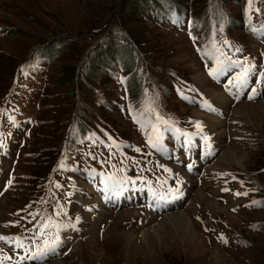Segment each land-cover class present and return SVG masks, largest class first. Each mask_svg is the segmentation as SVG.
I'll list each match as a JSON object with an SVG mask.
<instances>
[{"label": "rangeland", "instance_id": "374dc122", "mask_svg": "<svg viewBox=\"0 0 264 264\" xmlns=\"http://www.w3.org/2000/svg\"><path fill=\"white\" fill-rule=\"evenodd\" d=\"M240 104L252 117L232 121ZM259 104L264 0H0V264H264ZM198 114L225 124L222 141ZM223 148L241 165L216 166Z\"/></svg>", "mask_w": 264, "mask_h": 264}, {"label": "bare ground", "instance_id": "6f19581e", "mask_svg": "<svg viewBox=\"0 0 264 264\" xmlns=\"http://www.w3.org/2000/svg\"><path fill=\"white\" fill-rule=\"evenodd\" d=\"M205 76V75H204ZM199 77V76H198ZM205 79H206V77H205ZM196 84H197V86H199V88L201 87L202 88V90L205 92V94H207L208 95V97L214 102V103H216V105L218 106V107H220L221 109H223V108H225L226 107V105H228V104H230L231 102H230V100L228 99V97L220 90V92H217V91H215V90H213L212 88H211V86L209 85V83H207V81L206 80H204V77L202 78V80L200 79V80H196V82H195ZM222 92V93H221ZM241 106H239L236 110L234 109L233 110V114H232V121H234L235 119H236V116H237V114H239L240 116L239 117H242L243 116V118H244V116H245V118L246 117H249V119H250V117H252V115L250 114V109L252 108V106H254V105H252V104H246V105H242V104H240ZM256 107H258L259 109L260 108H264V105L263 104H259V105H256ZM256 114H258V113H256ZM264 114V113H263ZM199 115V117H203V118H205L206 120V122H208V126L212 129V131L213 132H215V138H217L219 141H222L221 139H222V136L224 135V123L223 122H221L220 120H218V119H216V118H214V117H212V116H209V115H207V116H205L204 114H198ZM254 116V115H253ZM258 116H261V115H258ZM244 118V119H245ZM202 119V118H201ZM218 120L219 122H221V125H219V126H217V124H216V122H215V120ZM239 119H241V118H239ZM242 120V119H241ZM246 120V119H245ZM243 121V120H242ZM251 121V120H250ZM238 122V121H237ZM207 124V123H206ZM207 126V127H208ZM237 127V126H236ZM216 132H219V133H216ZM220 133H223V135L222 136H218V134L220 135ZM234 151V150H233ZM239 153V152H238ZM241 153V152H240ZM222 156H220V158L216 161V163H215V165L216 166H218L219 165V163H223V161H228V163L226 164V165H228L230 162H233V163H237V164H240L241 165V162H242V160H240V161H238V160H235L236 159V157H235V155H234V153H231V149H228V148H226V149H224L223 148V151H222V154H221ZM243 158H245V157H242V159ZM247 158V157H246ZM244 160V159H243ZM224 164V163H223ZM232 164V163H231ZM213 165V164H212ZM243 165V164H242ZM213 167H214V165H213ZM213 167H211L213 170H215V167L213 168ZM239 167V166H238ZM241 167V166H240ZM208 169V168H207ZM229 170V169H228ZM220 172H222V171H220ZM228 172V171H227ZM220 178H222V177H217L216 179H217V181L216 182H214V185L216 184V185H218V182H219V179ZM214 179V178H213ZM215 180V179H214ZM223 181V180H222ZM211 182H209V184H210ZM213 187V186H212ZM216 188V187H215ZM216 190V189H215ZM214 190V192H216ZM211 191H212V188H211ZM241 194V193H240ZM204 196H205V194L203 193V191H202V188L201 189H198V192H196V194H195V198L193 199V201L194 202H196V204L198 203V202H201L203 199H204ZM239 196V195H238ZM231 198V197H230ZM226 199H227V196H226ZM233 199V198H232ZM231 200V199H230ZM239 200V199H238ZM233 201V200H232ZM230 202V201H229ZM236 203H238L239 204V202H236ZM210 204V208L214 211V212H216V211H218L219 209H220V207L217 205V204H215V203H209ZM234 204V203H233ZM0 205H3V203L1 202V204ZM191 205V204H190ZM237 205V204H236ZM245 206V205H244ZM190 207V206H189ZM240 209V208H239ZM235 210V209H234ZM220 211V210H219ZM180 212H182V211H180ZM180 212H177L176 214H170V216H169V220H168V222H170V221H173V223L175 224V226H176V228H178V234L181 232V235H183L185 238H184V240H186L187 242H192V241H197V236H196V234L194 233V230H192V227L191 226H193L192 225V222L185 216V214L184 213H180ZM238 214V213H237ZM242 214V213H241ZM128 217V216H127ZM2 217H1V215H0V221L1 220H3V219H1ZM166 221V220H165ZM163 223V222H162ZM172 223V224H173ZM167 225V224H166ZM171 227H173L172 225H171ZM170 227V228H171ZM167 228V227H166ZM170 228H168V229H166L167 231L170 229ZM174 229H175V227H173ZM194 228V227H193ZM0 229H1V227H0ZM156 230V229H155ZM158 230V229H157ZM176 230V229H175ZM175 230H172V231H175ZM157 232V231H156ZM155 232V233H156ZM163 232V231H162ZM92 234V232L89 234V235H87V237L86 238H88L90 235ZM111 234H114V233H111ZM161 234V233H160ZM124 234H122V236H123ZM146 235H148V233H144L143 234V237L145 236V238H146ZM153 235V234H152ZM155 235V234H154ZM163 235V234H162ZM161 235V236H162ZM125 237H126V235H124ZM128 236V235H127ZM133 236L134 235H131L130 237H128V239H127V242H126V244H127V246H131V243H130V241L132 242V238H133ZM132 237V238H131ZM155 237V236H154ZM161 239V238H160ZM145 241H146V244H147V238L144 240V243H145ZM162 241V240H161ZM88 242H89V246H91V245H94L95 243V240H94V236L93 237H91L90 239H88ZM133 243V242H132ZM186 243V242H185ZM78 244V243H77ZM76 244V245H77ZM151 244H152V242H151ZM76 245H75V247H76ZM141 245H142V243H141ZM144 245V244H143ZM80 246V245H79ZM78 246V247H79ZM75 247H74V249H75ZM153 247V246H152ZM155 247V246H154ZM146 248V247H145ZM149 250V249H148ZM219 257V256H218Z\"/></svg>", "mask_w": 264, "mask_h": 264}, {"label": "trees", "instance_id": "16d2710c", "mask_svg": "<svg viewBox=\"0 0 264 264\" xmlns=\"http://www.w3.org/2000/svg\"><path fill=\"white\" fill-rule=\"evenodd\" d=\"M127 54L129 55V51H127ZM138 54L139 53H137V52H132V55H133V57H132L133 62L132 63H133V65H132V67L130 66V70L133 69L134 66H136V67L138 66L139 67L141 64L144 63V61L140 58V55H138ZM135 60L137 61L136 63H135ZM69 70H70L69 73L65 74V76H66L65 81L68 84L74 85V84H76L78 82V78L79 77L76 76V72H75L76 71V68L75 67H70ZM128 82H129V86H130V83L133 86V94L135 92H137V94H138L139 93V91H138L139 90V83H138V80L135 79L134 74H131V76L128 79ZM79 112H80V110H79ZM80 113H81L80 114L81 117H83V119H86V117L82 113V111ZM75 116H78V114H76ZM82 121L85 122V120H82ZM82 126H83V124H82ZM54 165H56L55 161H54L53 166Z\"/></svg>", "mask_w": 264, "mask_h": 264}, {"label": "snow or ice", "instance_id": "6c2138e0", "mask_svg": "<svg viewBox=\"0 0 264 264\" xmlns=\"http://www.w3.org/2000/svg\"><path fill=\"white\" fill-rule=\"evenodd\" d=\"M251 98V97H249ZM209 108H211V105H209ZM196 127L197 128H201V125L199 123L196 124ZM205 140H207V137H205ZM150 143H152L151 139L149 140ZM154 147H156L155 144H153ZM0 147H3V144H0ZM189 168H191V165H189ZM133 183H135L133 181ZM175 191V190H173ZM155 195V194H154ZM236 195H240V193H236ZM163 198V197H161ZM78 219V218H77ZM43 227H47V225L43 226ZM41 235H43V231L41 232ZM221 239H224L223 237H221ZM0 240H5L7 241L8 238L7 237H3V236H0ZM18 240V238H17ZM59 240V236L57 234V236L55 237V240L50 243L48 239H44L43 240V246L41 247L40 245L37 246V249L35 252H32V254L28 257L29 259H42L43 257H45V255L50 252V251H53L55 246H56V242ZM225 243H227L226 240H224ZM22 246V245H21Z\"/></svg>", "mask_w": 264, "mask_h": 264}]
</instances>
